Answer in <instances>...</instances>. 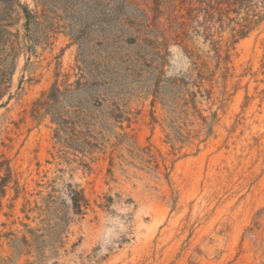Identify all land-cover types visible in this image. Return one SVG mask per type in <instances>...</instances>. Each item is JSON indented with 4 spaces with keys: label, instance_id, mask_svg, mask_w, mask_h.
I'll return each instance as SVG.
<instances>
[{
    "label": "rangeland",
    "instance_id": "rangeland-1",
    "mask_svg": "<svg viewBox=\"0 0 264 264\" xmlns=\"http://www.w3.org/2000/svg\"><path fill=\"white\" fill-rule=\"evenodd\" d=\"M135 1L152 21L155 0ZM55 17L24 37L17 11L8 28L16 37H0L19 49L11 97L0 103V154L17 182L1 201L0 264H264V23L233 43L223 35L225 72L193 32L109 37L100 26L70 37ZM53 85L75 123L64 142L49 115L31 116ZM199 113H216L212 133L173 150L169 119L187 118L195 135ZM71 190L86 199L79 213ZM119 198L144 212L101 254Z\"/></svg>",
    "mask_w": 264,
    "mask_h": 264
},
{
    "label": "trees",
    "instance_id": "trees-1",
    "mask_svg": "<svg viewBox=\"0 0 264 264\" xmlns=\"http://www.w3.org/2000/svg\"><path fill=\"white\" fill-rule=\"evenodd\" d=\"M33 9L20 0H0V37H16L8 28L17 11L24 20V37L33 26H39L44 19L62 20L70 37H90L95 29L102 27L107 36L116 37H190V33L199 35L209 43L215 60L217 71L228 69V48L223 49L221 42L227 34L232 43L247 37L264 23V0H155V14L153 20L143 12L135 0H31ZM61 12L62 14H58ZM51 15V16H50ZM163 21H160V19ZM14 41L3 40L0 42V103L5 98H10L12 79L16 70V61L19 49ZM181 43H178L180 46ZM187 49V45H182ZM154 49V47H153ZM224 53V54H223ZM206 61V60H205ZM204 62V61H203ZM196 66V63H193ZM203 81L210 82L214 72L207 62L203 63ZM209 76L207 79L206 76ZM179 80L174 79V85ZM86 87L87 80L80 83ZM205 98L210 99L209 90ZM60 91L53 85L49 92L42 95L33 106L31 116L38 119L49 115L51 122L56 125L54 135L58 141L64 142L70 125L65 113L58 107L56 97ZM194 108L196 106L194 105ZM201 130L192 135L187 129L192 125L187 118L173 117L169 119L170 133L167 135L168 143L173 150L176 144H192V139H198L202 130H206V137L212 133L213 126L217 123L216 113H211L210 118L202 116ZM206 140L204 138L199 143ZM196 149L195 152H197ZM17 185L13 176L10 160L0 154V207L10 184ZM69 199L75 212L82 211L86 199L81 191H69Z\"/></svg>",
    "mask_w": 264,
    "mask_h": 264
},
{
    "label": "clouds",
    "instance_id": "clouds-1",
    "mask_svg": "<svg viewBox=\"0 0 264 264\" xmlns=\"http://www.w3.org/2000/svg\"><path fill=\"white\" fill-rule=\"evenodd\" d=\"M127 200V198L114 199L110 206L111 211L106 215V225L110 224L111 227H105L98 239L101 254L106 253L109 248H115L121 237L128 234L132 227L129 217L134 220L136 216L144 212L143 207H137L135 202L126 203ZM120 216H123L126 222L121 221ZM140 234L143 235V233Z\"/></svg>",
    "mask_w": 264,
    "mask_h": 264
}]
</instances>
